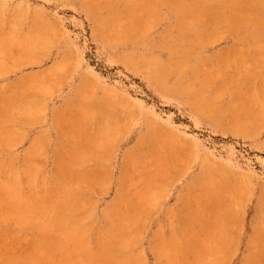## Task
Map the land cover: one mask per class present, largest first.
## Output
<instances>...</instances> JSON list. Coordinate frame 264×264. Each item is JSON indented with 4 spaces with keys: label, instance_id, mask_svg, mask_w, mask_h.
Segmentation results:
<instances>
[{
    "label": "rangeland",
    "instance_id": "1",
    "mask_svg": "<svg viewBox=\"0 0 264 264\" xmlns=\"http://www.w3.org/2000/svg\"><path fill=\"white\" fill-rule=\"evenodd\" d=\"M0 264H264V0H0Z\"/></svg>",
    "mask_w": 264,
    "mask_h": 264
}]
</instances>
